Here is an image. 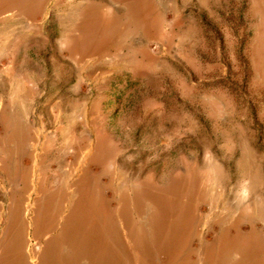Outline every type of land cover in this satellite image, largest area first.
Here are the masks:
<instances>
[{
  "label": "rangeland",
  "instance_id": "rangeland-1",
  "mask_svg": "<svg viewBox=\"0 0 264 264\" xmlns=\"http://www.w3.org/2000/svg\"><path fill=\"white\" fill-rule=\"evenodd\" d=\"M32 254L264 264V0H0V264Z\"/></svg>",
  "mask_w": 264,
  "mask_h": 264
},
{
  "label": "bare ground",
  "instance_id": "bare-ground-1",
  "mask_svg": "<svg viewBox=\"0 0 264 264\" xmlns=\"http://www.w3.org/2000/svg\"><path fill=\"white\" fill-rule=\"evenodd\" d=\"M59 185H60V184H59ZM45 186H46V185H45ZM48 186H49V184H48ZM48 186H47V187H48ZM58 188H59V186H58ZM46 190H47V189H46ZM51 190H53V189H51ZM56 190H57V188H56ZM57 191H58V190H57ZM57 191H56V192H57ZM49 193H50V192H49ZM61 196H62V193H61ZM85 197H87V196H85ZM88 198L90 199V197H88ZM80 200H82V197H81ZM84 200H85V199H84ZM84 200H83V201H84ZM85 201H87V198H86ZM89 201H90V200H89ZM89 201H88V202H89ZM65 203H66V202H65ZM84 204H85V202H84ZM56 208H57V207H56ZM53 213H54V212H53ZM23 216H24V214H23ZM82 220H84V218L81 219V222H82ZM83 222H84V221H83ZM97 223H98V221H97ZM109 223H110V222H109ZM109 223H108V224H109ZM111 224H112V223H111ZM109 225H110V224H109ZM33 226H34V225H33ZM80 226H81V225H80ZM97 226H98V225H97ZM97 226H96V228H97ZM110 226H111V225H110ZM98 227H99V226H98ZM105 227H106V226H105ZM108 227H109V226H108ZM90 228H91V226H90ZM109 228H110V227H109ZM91 229H92V228H91ZM100 229H101V227H100ZM78 230H80V229H78ZM89 230H90V229H89ZM92 231H94V229H93ZM98 231H99V230H98ZM98 231H97V233L100 232V231H99V232H98ZM82 232H83V234L86 233V232L84 233V231H82ZM102 232H103V231H102ZM89 233H90V232H89ZM105 234L107 235V232H106ZM92 235H94V234L92 233ZM98 235H99V234H98ZM85 236H86V235H85ZM89 236H90V235H89ZM90 237H91V236H90ZM96 237H97V236H96ZM97 238H99V237H97ZM88 239H89V238H88ZM88 239H87V241H88ZM90 239H91V238H90ZM108 239H110V238H108ZM108 241H109V240H108ZM47 242H48V240H47ZM49 242H50V240H49ZM53 242H55L54 239H53ZM77 242H78V241H77ZM90 242H91V241H90ZM92 242H94V241H92ZM111 242H113V241L111 240ZM51 244H52V243H51ZM83 244H84V242H83ZM92 244H93V243H92ZM44 246H47V244H45ZM47 247H49V246H47ZM58 247H59V246H58ZM82 247H83V245H82ZM92 247H93V245H92ZM94 247H95V246H94ZM99 247H100V246H99ZM18 248H19V247H18ZM18 248H17V249H18ZM49 248H50V247H49ZM54 248H55V246H54ZM95 248H96V247H95ZM27 249H28V248H27ZM46 250H47V249H46ZM46 250H45V251H46ZM49 250H50V249H48L46 252H48ZM43 251H44V250H43ZM45 251H44V252H45ZM51 251H52V249H51ZM51 251H50V252H51ZM53 251H54V249H53ZM56 252H57V251H56ZM56 252H55V253H56ZM31 253H32V252H31ZM39 253H40V252H39ZM52 253H53V252H52ZM33 254H34V253H33ZM33 254H32V257H31V261L29 260V261L31 262V264H40L41 262L44 263V261L37 260V259H36L37 257L34 258ZM43 254L45 255V253H43ZM47 254H48V253H47ZM47 254H46V255H47ZM49 254L52 255L51 253H49ZM49 254H48L47 258L45 257L46 259H48ZM21 257H22V256H21ZM21 257H20V258H21ZM38 257H39V255H38ZM43 257H44V256H43ZM51 257H52V256H51ZM51 257H50V261H51ZM21 259H22V258H21ZM39 259H41V258H39ZM46 259H45V261H46ZM52 259H53V258H52ZM42 260H43V258H42ZM115 261H116V260H115ZM24 262H26V261H24ZM43 263H42V264H43ZM45 263H46V262H45ZM45 263H44V264H45Z\"/></svg>",
  "mask_w": 264,
  "mask_h": 264
}]
</instances>
